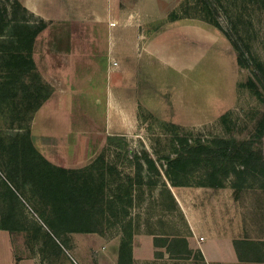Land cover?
I'll list each match as a JSON object with an SVG mask.
<instances>
[{
    "label": "rangeland",
    "instance_id": "374dc122",
    "mask_svg": "<svg viewBox=\"0 0 264 264\" xmlns=\"http://www.w3.org/2000/svg\"><path fill=\"white\" fill-rule=\"evenodd\" d=\"M22 23L43 27L30 54ZM222 31L264 68V0H0V264H119L120 247L122 264H206L188 241L207 234L236 254L206 238L211 264H264V169L215 186L164 160L231 138L264 159V93ZM85 177L97 230L51 228Z\"/></svg>",
    "mask_w": 264,
    "mask_h": 264
},
{
    "label": "trees",
    "instance_id": "16d2710c",
    "mask_svg": "<svg viewBox=\"0 0 264 264\" xmlns=\"http://www.w3.org/2000/svg\"><path fill=\"white\" fill-rule=\"evenodd\" d=\"M211 4L209 1L208 5ZM16 27L20 32L17 33L18 40L28 41L26 53L30 54L33 48V43L38 33L42 30V26L33 27L29 24L22 23ZM213 24L220 29L217 22ZM23 29V30H22ZM225 37L230 41L233 48L238 53L236 61L239 66L246 67L252 71L253 79L250 85L257 87L264 93V68L258 63H250L245 60L242 50L237 45L233 37L225 31H222ZM19 54V53H18ZM25 68L30 71L35 70V64L29 56L24 60ZM262 130L256 137H260ZM260 143L253 138L250 139H216L210 143H195L193 145L186 141H179V150L173 157H166L165 165L168 174L179 171L190 162H203L209 169V177L212 180V185L220 186L219 177H225L229 174L239 175L246 171H259L264 169V159L262 157V150ZM46 160V159H45ZM49 164V162L46 160ZM151 164L152 161L148 159ZM51 164V163H50ZM61 175V186L68 185V181L64 179L66 173H71L70 170L60 168L58 169ZM88 176L87 174H84ZM66 203L63 208L62 218L58 224H51V228L57 227L64 231L76 233H88L97 230L96 224L93 220V213L91 211L93 202L91 201L92 189L88 179L85 177L82 188H74L73 186L67 190ZM10 196H14L10 190ZM3 230H9L7 224L2 223ZM185 242V240H181ZM186 243V242H185ZM249 244V243H248ZM124 262L123 247L119 251V264Z\"/></svg>",
    "mask_w": 264,
    "mask_h": 264
},
{
    "label": "crops",
    "instance_id": "0c3cea01",
    "mask_svg": "<svg viewBox=\"0 0 264 264\" xmlns=\"http://www.w3.org/2000/svg\"><path fill=\"white\" fill-rule=\"evenodd\" d=\"M36 41V40H35ZM35 43V42H34ZM34 54H35V52H34ZM33 60H35V64H36V67L38 68V69H40V71H41V73H40V75L45 79V80H47V81H49L50 83H51V79H54V81H57V79H56V77L54 76V72H44L43 70H41V67H40V64L38 63L39 61L38 60H36V59H33ZM42 78V79H43ZM54 86H56L55 85V83H52ZM57 87V86H56ZM59 88H56V90H58ZM55 90V89H54ZM60 90V89H59ZM56 92V91H55ZM50 100V99H49ZM43 108L41 107V108H39L38 109V112H40L41 110H42ZM35 120H37V116L35 115ZM49 138V137H48ZM48 140V139H47ZM48 160V159H47ZM49 160H51L52 161V159H49ZM48 160V161H49ZM65 162L67 163H69V162H71L69 159H66L65 160ZM188 219V223H190L191 225H190V230H191V232L193 233V234H195V232H196V228L192 225V220H190L189 218H187ZM207 239H211V240H213V241H220V242H222V243H225V245H226V253H228V255H229V257H227L226 259H231L230 261H232L233 259H235L236 258V254H235V250H234V247H233V243H232V238L231 237H215V236H211V235H209V234H207V237H206ZM206 238H202L200 241L199 240H195L194 239V237H193V240L192 239H190L189 241H188V243L190 244V245H195V246H197L198 247V249H199V251H200V255H201V257H202V259L204 260V262H206V264H211V263H220V262H222V261H225L226 259H217V260H210L208 257H207V252H208V249H206L205 248V250L203 249V242L205 241V239Z\"/></svg>",
    "mask_w": 264,
    "mask_h": 264
}]
</instances>
